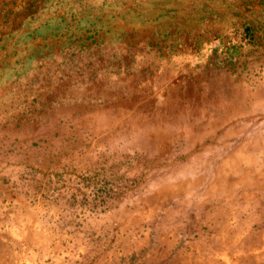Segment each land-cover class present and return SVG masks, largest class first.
Wrapping results in <instances>:
<instances>
[{
    "label": "rangeland",
    "instance_id": "rangeland-1",
    "mask_svg": "<svg viewBox=\"0 0 264 264\" xmlns=\"http://www.w3.org/2000/svg\"><path fill=\"white\" fill-rule=\"evenodd\" d=\"M0 264H264V0H0Z\"/></svg>",
    "mask_w": 264,
    "mask_h": 264
},
{
    "label": "crops",
    "instance_id": "crops-1",
    "mask_svg": "<svg viewBox=\"0 0 264 264\" xmlns=\"http://www.w3.org/2000/svg\"><path fill=\"white\" fill-rule=\"evenodd\" d=\"M191 1V3H196L198 0H190ZM28 2H34V0H28ZM205 3L207 2V1H204ZM49 32H51V30H48Z\"/></svg>",
    "mask_w": 264,
    "mask_h": 264
}]
</instances>
